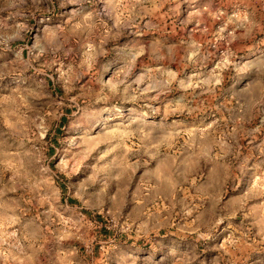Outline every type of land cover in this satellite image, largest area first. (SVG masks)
Here are the masks:
<instances>
[{
  "label": "rangeland",
  "instance_id": "obj_1",
  "mask_svg": "<svg viewBox=\"0 0 264 264\" xmlns=\"http://www.w3.org/2000/svg\"><path fill=\"white\" fill-rule=\"evenodd\" d=\"M0 264H264V0H0Z\"/></svg>",
  "mask_w": 264,
  "mask_h": 264
}]
</instances>
